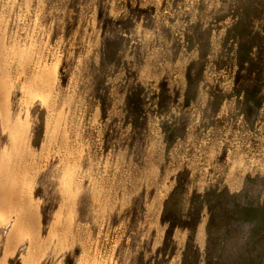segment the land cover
Segmentation results:
<instances>
[{"label": "rangeland", "instance_id": "374dc122", "mask_svg": "<svg viewBox=\"0 0 264 264\" xmlns=\"http://www.w3.org/2000/svg\"><path fill=\"white\" fill-rule=\"evenodd\" d=\"M0 30L42 237L10 248L1 214L0 264H264V216L230 213L264 206V0H0ZM177 188L181 221L214 205L186 257L190 231L163 219Z\"/></svg>", "mask_w": 264, "mask_h": 264}, {"label": "bare ground", "instance_id": "6f19581e", "mask_svg": "<svg viewBox=\"0 0 264 264\" xmlns=\"http://www.w3.org/2000/svg\"><path fill=\"white\" fill-rule=\"evenodd\" d=\"M4 30H5V28H4ZM9 56H10V52L7 51L4 48L3 44L0 43V61H1L0 62L1 63V65H0V126H1V129H2V133L7 135L8 141H9V150H8L9 153L6 154L7 152H6V149H5V150H3V152L0 155V216H1V214H6L5 219H7L8 222H9V220H10L9 217H11L10 215L13 214L12 216L15 219V222L12 225V228L9 231V234L6 237V245L7 246L9 244L13 245L14 243H15V246L18 245V244H16V242L20 243L19 242L20 240L18 239V241L15 242L14 241V240H16L15 237H20L19 233L26 232V234L30 238L29 239V251H30L33 248H36V246H38V245L40 246V244H41L40 241L42 240L41 232H40L41 230H39V226L40 225L38 224V223H40L38 221V217L39 216L37 214V211L39 209L37 210V208H36V210H37L36 211L34 208H32L33 205L31 207L30 203H32L31 202L32 200L30 201V198L28 197L29 198L28 199L26 197L27 194H25V191H27V190L24 191V189L26 187V186L24 187V185H27V184H25V181H27V178L25 179V177L27 175H25V172H22L23 171L22 167L23 166L26 167V165L28 164L27 161H26L27 160L26 157H28L29 155L27 156V154L25 152L26 149H24L25 148V144H24L23 141H26V140H24L25 139V137H24L25 135L23 133V129H22L23 127L21 128V126L17 125L16 124L17 122L13 123V124L11 123V119L12 118L10 116L11 113L9 111L10 107H9V104H8L9 103L8 96L10 97V93H11L10 90H11V87H12L11 86L12 83H11V81L9 79L10 77L7 74L8 73L7 72L8 71V64H9L8 62H9V58H10ZM28 56H30V55L28 54ZM28 56L27 55H25V57L22 56L24 58L22 59V62H21V60H20V62L24 63V66H27V67L23 66L25 68L24 71L28 70L25 73L31 71V75L28 73L30 75L29 76V81H28L29 88H31V89L32 88H34V89L43 88L44 90H46V93H49L47 91H50V88H51V85H52V82H53L52 81L53 80V75H54L52 73L53 71H51L50 68L48 69L46 67L47 65L46 66L45 65L42 66L37 61H36L37 63H35L33 61L35 63V64H33L31 62L32 61L31 59L33 57H28ZM30 62L32 64H30ZM31 65H33V66H31ZM51 89H53V88H51ZM24 101H22V103H24ZM27 102H28V100H27ZM24 104H26V101H25ZM27 152H28V150H27ZM31 194L32 193H30V195ZM3 216H1V217H3ZM7 220H6V222H7ZM5 224H7V223H5ZM52 225H55V224L53 223ZM56 225H57V223H56ZM52 228H54V227H52ZM65 230H67V229H65ZM199 233H200V235L203 234V225L200 227ZM60 236H62V235H60ZM64 237H66V236H64ZM11 245H9L10 248L12 247ZM7 257H6V259H7ZM27 264H30V263L28 262Z\"/></svg>", "mask_w": 264, "mask_h": 264}, {"label": "trees", "instance_id": "16d2710c", "mask_svg": "<svg viewBox=\"0 0 264 264\" xmlns=\"http://www.w3.org/2000/svg\"><path fill=\"white\" fill-rule=\"evenodd\" d=\"M248 53V52H247ZM210 193H205L202 197L203 199L199 201L198 199L200 196H196L192 199L191 201V212L193 213V216L191 219H188L187 221H181V218L179 215H177V210L172 209V202L176 203V208L178 207L179 201H180V195H179V189H176V192L171 196V198L166 202L165 204V210H164V215L163 219L166 223H168V230H167V236L170 235L174 229L178 226H183L188 228L190 231L188 241L186 244V248L184 251V257L187 256V254L195 247L194 245V237H195V232L197 229V225L199 223V216H196V214L200 213L205 205H207L209 211L212 213L214 209V205H212L210 201ZM223 193L218 194L219 196H222ZM227 196V194H225ZM230 201L233 199L232 197L228 196L227 197ZM171 206V207H170ZM180 211H178L179 213ZM230 213H233V215H239L242 217V221L244 222H258L260 221V218L264 216V206H256V207H239V206H234L231 210ZM214 215L209 221L208 225V234L209 238L211 235V226L216 222V220H219V216L216 217L214 220ZM261 229L264 230V219L261 224ZM209 248H207V252H209ZM195 253L197 254L198 251L197 249L195 250ZM185 263V258L183 261V264ZM206 264H219V258L212 256L210 253L206 255Z\"/></svg>", "mask_w": 264, "mask_h": 264}]
</instances>
